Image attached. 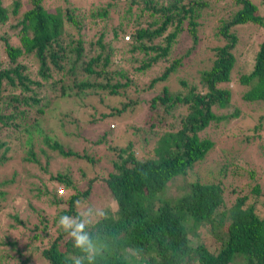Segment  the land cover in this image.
<instances>
[{
	"label": "trees",
	"instance_id": "obj_1",
	"mask_svg": "<svg viewBox=\"0 0 264 264\" xmlns=\"http://www.w3.org/2000/svg\"><path fill=\"white\" fill-rule=\"evenodd\" d=\"M63 1V7H48L44 0H0V166L19 160L18 170L0 177V208L3 202L11 201L10 187L17 186L22 177L26 181L35 179L34 197H51V205L63 201L67 206L51 214L34 209L28 200L35 214L30 226L19 210L10 215L4 242L8 250L0 253V264L14 260L18 264H264V212L259 213L254 203H245L246 195L237 196L227 208L219 210L222 188L215 181L199 178L189 181L188 190L179 195H162L173 177L184 176L213 146L197 132L210 121L226 118L215 115L213 108L230 105V90L221 86L231 81L234 66L231 49L236 36L228 30L246 22L262 25L257 6L250 0H234L236 7L230 18L218 25L225 42L214 47L210 66L199 72V86L190 85L183 94L170 93L163 86L160 93L149 98L150 108L160 103L165 113H170L175 104L186 105L180 127L169 133L171 142H163L164 149L155 150L153 157L135 159L129 151L130 142L117 150L120 162L113 161L114 171L103 179L115 207L103 206L98 218L87 223L75 205L89 194L91 179L84 189L77 190L64 168L52 171L50 165L56 155L78 160L80 174L85 175L82 162L94 163L87 150L99 145L106 132L98 135L94 145L83 137L86 145L73 149L69 145L71 133L64 130V123L60 122L57 134L45 127V115L59 98L80 101L96 88H109L115 95V88L125 86L127 81L102 84L89 79L113 65L114 57L138 50L154 51L142 63V69L159 59L166 60L171 44L182 31L195 44L196 18L209 7V0H112L125 3V13L120 16L124 24L118 22L116 26L106 18L108 3L78 7ZM133 7L137 11L131 18ZM93 27L97 36L85 39L82 30ZM180 63L181 58H173L150 85L165 80ZM115 73L123 76L121 71ZM234 81L245 87L241 94L244 101L264 104V40L258 44L250 70L237 74ZM180 84L187 86L183 80ZM136 103L129 101L130 110ZM125 106L121 103L112 113L120 114ZM123 152L127 155L121 158ZM21 169L26 170L22 177L18 172ZM59 185L71 189L65 199L57 195ZM250 192L263 193L257 183ZM70 216L72 226L65 227L61 219ZM76 224L84 225L80 235L87 242L83 247L77 246ZM198 225L205 228L212 245L206 239L190 241V233ZM14 229L18 232L10 235Z\"/></svg>",
	"mask_w": 264,
	"mask_h": 264
},
{
	"label": "rangeland",
	"instance_id": "obj_2",
	"mask_svg": "<svg viewBox=\"0 0 264 264\" xmlns=\"http://www.w3.org/2000/svg\"><path fill=\"white\" fill-rule=\"evenodd\" d=\"M10 1L5 0V3ZM68 1L78 7L84 5L93 7L96 4L108 3L110 6L106 18L110 25L116 26L118 22L124 24L120 17L125 9V3L122 1ZM250 1L257 6L256 14L263 17V23L258 25L246 22L230 27L228 30L236 36L235 46L231 49L234 66L230 74L231 81L221 86L230 90V105L225 108L212 109L215 115H223L226 118L210 121L205 128L197 132L199 138L211 140L213 146L203 159L194 164L184 176L176 175L167 183L166 190L162 193L165 198L185 192L188 190L189 181L199 178L202 181H215L222 188V204L219 210L227 208L237 196L246 195L245 203H254L259 213L264 212V207H261L264 201V104L244 101L241 94L245 87L237 85L234 81L237 74L250 70L258 44L264 40V0ZM44 3L48 7L58 4L63 7L66 4L63 0H44ZM235 7L234 0H209V7L202 10L201 15L196 18L199 24L196 27L197 41L195 44H192L190 35L182 31L171 44L166 60L159 59L149 67L140 69L142 63L146 62L154 51L149 50L144 53L138 50L128 55H121L119 58L114 57L113 65L89 77L91 81L102 84L106 81L109 84L116 81L119 83L127 81L125 86L115 88L117 91L115 95L110 94L109 88H96L97 90L83 95L84 98L82 97L80 101L72 97L70 99L59 98L53 102L51 110L45 115L47 124L45 127L58 134L60 122H63L64 130L71 133L69 145L73 149L80 150L81 145H86L83 137L90 139L88 142L94 145L95 143L92 142L99 138L98 135H101L103 131L106 132V136L99 145H94L87 150L94 163L88 165L82 162L86 165L85 175L80 174L78 168L81 163L78 160L64 159L56 155L50 165L52 171L64 168L71 175L73 185L77 190L84 189L87 181L91 179L89 194L75 205L82 221L87 223L95 221L99 216L100 208L105 205H109L111 209L115 207L114 202L108 197L103 179L109 172L114 171L112 162H120L117 156L119 148H126V144L130 142L129 151L135 159L142 160L153 157L155 150H163V142H171L168 135L180 127L179 119L185 115L187 107L183 104H175L170 113H165L164 106L160 103L150 108L149 98L153 94L160 93L163 86L173 94L185 93L190 85L199 86V72L210 66L214 56V47H220L225 42L218 31L219 22L230 18L229 14ZM136 11L137 8L133 7L129 17L132 18ZM144 18L152 19L147 16ZM96 29V27L85 28L81 33L85 39H92L97 36V33L93 34ZM153 43L156 42L153 41ZM173 58H181V63L176 70L170 73L165 80L150 85L151 79L159 75ZM117 71H121L123 76L116 74ZM82 76L81 74L79 78ZM180 80L186 82L187 86L180 84ZM130 100L138 101L132 110L128 104ZM121 103L126 104L123 111L120 114H113L115 107L119 108ZM111 113L112 115H109ZM76 132L79 133L78 137L75 136ZM68 137L62 138L63 141ZM156 151L155 154H157ZM126 155V152H123L121 158ZM18 169L19 160L15 159L12 163L0 166V177H9L12 171ZM25 171V169L18 171L21 177L26 174ZM34 182L35 179L31 177L28 181L22 177L17 186L10 187L11 201L3 202L0 208V253L8 250L4 242L7 240L5 226L11 223L10 215L19 210L18 214L22 218H28L29 226L35 220V214L29 208L28 200L31 201L34 209L38 208L51 214L67 208L63 201L51 205L49 202L51 197L42 198V200L34 197ZM255 183L259 185L263 193L254 195L250 192ZM56 189L57 195L62 194L63 199L71 191V189L61 188V185ZM67 219L70 221L72 216ZM17 232L18 229L11 230L10 235ZM190 234L192 235L191 242L206 239L211 245L213 244L201 225H198ZM5 263L18 264V261H5Z\"/></svg>",
	"mask_w": 264,
	"mask_h": 264
},
{
	"label": "clouds",
	"instance_id": "obj_3",
	"mask_svg": "<svg viewBox=\"0 0 264 264\" xmlns=\"http://www.w3.org/2000/svg\"><path fill=\"white\" fill-rule=\"evenodd\" d=\"M61 223L65 226V227H70L72 226L68 219L66 217H63L61 219ZM83 227L84 225L83 224H76L75 225V231H74V234L76 235V238H77V246L78 247H83L86 242H87V238L83 235H80V233L83 232Z\"/></svg>",
	"mask_w": 264,
	"mask_h": 264
}]
</instances>
